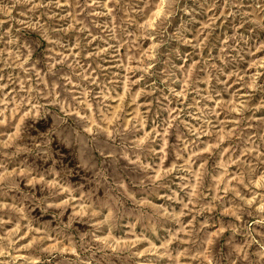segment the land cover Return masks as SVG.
Returning a JSON list of instances; mask_svg holds the SVG:
<instances>
[{"label": "rangeland", "instance_id": "1", "mask_svg": "<svg viewBox=\"0 0 264 264\" xmlns=\"http://www.w3.org/2000/svg\"><path fill=\"white\" fill-rule=\"evenodd\" d=\"M0 264H264V0H0Z\"/></svg>", "mask_w": 264, "mask_h": 264}]
</instances>
